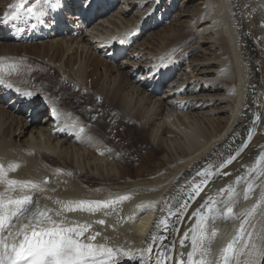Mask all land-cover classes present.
Here are the masks:
<instances>
[{
    "label": "bare ground",
    "instance_id": "6f19581e",
    "mask_svg": "<svg viewBox=\"0 0 264 264\" xmlns=\"http://www.w3.org/2000/svg\"><path fill=\"white\" fill-rule=\"evenodd\" d=\"M164 1L90 0L82 9L80 0H0V35L31 43L23 58L0 42V199L31 196L29 211L87 225L78 239L104 264H190V255L196 264H264V17L251 0H201L180 13L172 39L130 50ZM32 6L43 15H30ZM70 20L79 34L61 35ZM136 201L146 204L129 214ZM208 205L193 253L192 231Z\"/></svg>",
    "mask_w": 264,
    "mask_h": 264
},
{
    "label": "snow or ice",
    "instance_id": "6c2138e0",
    "mask_svg": "<svg viewBox=\"0 0 264 264\" xmlns=\"http://www.w3.org/2000/svg\"><path fill=\"white\" fill-rule=\"evenodd\" d=\"M27 11L30 15L37 17L43 15V8L39 11L29 8ZM0 83L3 82L0 81ZM8 87L11 86L8 85ZM26 95L30 98V94ZM9 183L17 182L9 181ZM31 200V196H24L20 199H0V264H104L103 261L95 259L103 254L101 251L91 243H83L78 239L87 229V225L83 227L64 226L49 217L47 212L39 209L29 214L27 205L31 203ZM78 206L83 210H94L92 204L88 202H78ZM99 206L100 204L96 203V207ZM68 210L75 209L69 208ZM228 211L231 213V208ZM13 218H15V223H13ZM203 220L204 217L200 216V221ZM99 223H104V221H99ZM37 225L43 226L37 230ZM241 232H243V227ZM89 239L94 240L95 236ZM192 244L194 253L197 247V236L195 235L192 237ZM231 250L232 243L228 245L225 252ZM103 252H106L109 257L113 255L112 249H103ZM189 261L190 264H196L191 260V255ZM181 264H183L182 261ZM199 264H203V261ZM225 264H227V259H225Z\"/></svg>",
    "mask_w": 264,
    "mask_h": 264
},
{
    "label": "rangeland",
    "instance_id": "374dc122",
    "mask_svg": "<svg viewBox=\"0 0 264 264\" xmlns=\"http://www.w3.org/2000/svg\"><path fill=\"white\" fill-rule=\"evenodd\" d=\"M163 3L166 6L164 5L162 10L158 13V15L155 16L154 18L152 17L149 20V23H150L149 27L146 28L145 31L140 33V35L137 38L133 37L132 43H131L132 45L130 47V50H133V49L136 50V47L142 46V45H146V43H148L146 46L149 47L150 49H152V48L156 49L157 46H160L159 44H160L161 41H168V40L172 39L173 38L172 37V32H170V31L175 27L176 23H179L178 21L180 20V17H179L180 13L186 12L188 8L191 9V8H196V7L200 6L201 0H165ZM251 3L255 6V8H257L256 11L259 13L260 17L261 16L264 17L263 16L264 15V0H251ZM186 6H187V8H186ZM262 17H261V19H262ZM148 18L149 17H147V19ZM155 18H158V19L156 20ZM134 33L130 32L129 35L132 37ZM155 35H157V36H155ZM7 37H8V35H0V42L8 41V43L13 45V46L17 45V47L20 48V53L22 54L23 58H26V51L25 50H26V48L29 49V46H30L31 43H25V42H28V41L25 40V36L24 37L13 36L11 40H7ZM189 37H190L191 40L189 39ZM16 38H19V39L17 40ZM187 39H189V40H187V41H189L188 44H190L192 46L195 44L196 40H195V38H193V35H189ZM191 43H193V44H191ZM22 45H24V46H22ZM84 61H85V59L83 58V63H84ZM43 62L46 63L47 60H44ZM119 62L120 61L115 62V64H117ZM188 62H189L188 60L186 61L185 59H183V63H181L179 65V67H181L182 65H185V64L188 65ZM55 69H56V67H55ZM36 71H38L39 73H42V72L46 73V70H45L44 67H37ZM104 72H105V70L103 68L99 69V74H103ZM50 73H52V72H50ZM55 74H56V82H57V79H58L59 80L58 83L62 84L63 80L58 78V73L56 72V70H55ZM52 80H50V81H52ZM51 83L52 82H47L45 86L47 87ZM79 91L84 93L85 89L83 88L82 90H79ZM65 98L68 99V96H66ZM75 103L79 105V101H76ZM259 104H260V101H259ZM262 105H263V103H262ZM94 109L96 110V107H94ZM163 114H164V112H163ZM254 114H255V112L252 114L253 115V119H254ZM94 118H97V114L92 113V114H89V117L87 118V120H92ZM110 119H111L110 117H105V122H109ZM252 123H253V121H251V124ZM89 124L92 125V123H89ZM250 130H251V128H250ZM248 136H249V134L248 135L246 134V136H244V137L241 136V137L237 138L239 142L236 140L235 141V145H233V148H232V150L234 151L233 155H238L239 154V152L241 151L240 149L243 147V145L246 144ZM242 141H243V143H242ZM240 143H242V144H240ZM147 144H149L148 147L153 148L150 145L149 142H147ZM263 148H264V145H263L262 149ZM156 154H157V157H161L165 153H164V151L158 150V151H156ZM225 160L226 161L223 162V164L228 163L230 161V159H225ZM223 164H219L217 167H220V169H221V168H223L224 166L227 165V164L226 165H223ZM220 169L217 168V171H219ZM215 173H216V171H215ZM136 202L139 203V205ZM136 202L129 203L131 205L130 206L131 208L129 209V212H128L129 214H130V210L132 212H134V210L135 211L141 210V209L144 208V206L146 204L143 201L142 202L136 201ZM136 216H138V215H135L134 217H136ZM133 218H131L132 219L131 221H133ZM256 234H257V236L252 234L253 239L251 237V241H250V242H252V243H250L251 246L254 245V244H257L258 240H256V239H259V234L260 233L258 234V232H257ZM253 240H255V241H253ZM259 242H260V239H259ZM246 256H247V254H246ZM247 258L250 259V257L249 256L245 257L244 260H246V262H248L247 260H249ZM245 264H247V263H245Z\"/></svg>",
    "mask_w": 264,
    "mask_h": 264
},
{
    "label": "water",
    "instance_id": "95a60500",
    "mask_svg": "<svg viewBox=\"0 0 264 264\" xmlns=\"http://www.w3.org/2000/svg\"><path fill=\"white\" fill-rule=\"evenodd\" d=\"M212 204V203H211Z\"/></svg>",
    "mask_w": 264,
    "mask_h": 264
}]
</instances>
